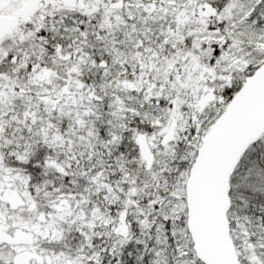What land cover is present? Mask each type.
Returning <instances> with one entry per match:
<instances>
[{
	"label": "snow or ice",
	"instance_id": "obj_1",
	"mask_svg": "<svg viewBox=\"0 0 264 264\" xmlns=\"http://www.w3.org/2000/svg\"><path fill=\"white\" fill-rule=\"evenodd\" d=\"M0 264H264V0H0Z\"/></svg>",
	"mask_w": 264,
	"mask_h": 264
}]
</instances>
